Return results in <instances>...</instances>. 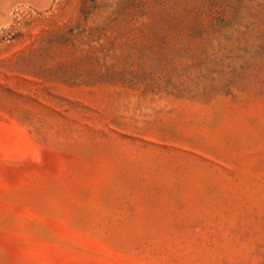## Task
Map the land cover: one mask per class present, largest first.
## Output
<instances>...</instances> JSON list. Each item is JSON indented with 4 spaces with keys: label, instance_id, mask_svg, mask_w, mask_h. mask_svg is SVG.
<instances>
[{
    "label": "rangeland",
    "instance_id": "obj_1",
    "mask_svg": "<svg viewBox=\"0 0 264 264\" xmlns=\"http://www.w3.org/2000/svg\"><path fill=\"white\" fill-rule=\"evenodd\" d=\"M0 264H264V0H0Z\"/></svg>",
    "mask_w": 264,
    "mask_h": 264
}]
</instances>
